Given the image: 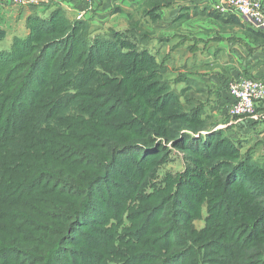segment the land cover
I'll use <instances>...</instances> for the list:
<instances>
[{
  "label": "trees",
  "instance_id": "16d2710c",
  "mask_svg": "<svg viewBox=\"0 0 264 264\" xmlns=\"http://www.w3.org/2000/svg\"><path fill=\"white\" fill-rule=\"evenodd\" d=\"M67 19L31 14L0 50V264H264V161L201 106L173 110L136 23L91 35ZM170 146L187 162L158 184Z\"/></svg>",
  "mask_w": 264,
  "mask_h": 264
},
{
  "label": "crops",
  "instance_id": "0c3cea01",
  "mask_svg": "<svg viewBox=\"0 0 264 264\" xmlns=\"http://www.w3.org/2000/svg\"><path fill=\"white\" fill-rule=\"evenodd\" d=\"M111 1H108L109 4L101 2L104 11L109 13L112 12L110 8H114L117 12L118 9L115 8H119L118 13L121 16H124L121 14L124 13L127 17V14L132 12L129 9L136 7L139 0H116L118 3L116 6L111 5L114 3ZM83 7L82 0H45L38 5H16L11 4L9 0H0V28L4 27L3 25H6V29L8 27V31H5L9 46L13 37L27 34L25 21L29 15L37 14L41 18H46L50 12L59 8L69 18L74 14L76 16V13L80 12ZM209 10H212L210 0L178 1L168 11L163 9L160 19L166 20V27L176 26L178 30L172 28L164 40L157 45L151 43L150 47L158 52L160 47L164 46L162 43L166 41L167 51L165 53L173 63H176L175 66L179 64L178 59L181 58H198L203 65H211L214 62L216 65L214 74L204 68H200L197 72L202 74L198 77L204 82L205 80L209 83L215 82L219 88L221 79L219 80L218 77L226 74L224 70L232 75L229 77L230 80L242 75L264 81V50L258 51L264 49V47L260 48L264 42L256 36V41H254L253 27L245 21L214 15ZM116 12L113 14L115 15ZM92 17L90 21L96 17L98 19L99 16ZM118 30H123V28ZM249 36L253 41H249ZM244 43L247 46L244 47ZM207 76L208 78L205 79ZM187 85L184 83L180 89L186 87L190 89L191 87ZM221 93V96L220 94L215 95L213 100L219 107L229 105L232 100L230 93L226 90ZM214 128L223 129L242 145L244 151L251 149L255 159L262 158L264 161V103L260 102L256 105L254 114L219 123Z\"/></svg>",
  "mask_w": 264,
  "mask_h": 264
},
{
  "label": "rangeland",
  "instance_id": "374dc122",
  "mask_svg": "<svg viewBox=\"0 0 264 264\" xmlns=\"http://www.w3.org/2000/svg\"><path fill=\"white\" fill-rule=\"evenodd\" d=\"M108 1L109 0H102V1L100 0V3H98L97 5L95 4V6L89 10L84 9L83 7V9L80 12L76 13V16L74 14L72 17H69L66 21L72 22V21L79 20V19L87 21L88 23H84V24L85 25L88 24L90 28L83 25L84 29L82 31L86 29L87 30L90 29L91 35L97 32H103L104 30H107L109 28H112V29L129 28L133 25L135 26V23H136V26H138L139 28L141 27L142 32L147 33L149 35L150 40L148 41V48L151 49V51H153L152 48L150 47L151 43L157 45V43L165 39V37L167 36L166 34L170 32L169 30H171L172 28H176V26L172 28L166 27L165 25L166 20L164 18L160 19L162 10L164 9L168 11V9H171V7L174 6L176 2L185 1V0H170L169 1V4L171 3L170 5L164 6L158 10L157 9L149 10L152 5V3H149L150 0H145V1L139 0L137 2L138 5L136 7H133L131 10L129 9V11H132V12H129L130 14H127L128 15L127 17L125 16L124 13H121L124 16H121L118 13L119 8H115V9H118L117 12L114 10V8H110V11L112 12L106 13L104 11V8H102L101 2L109 4ZM261 1L264 6V0H261ZM112 2L114 3L111 5H115V6L118 5L116 0H112L111 3ZM159 2H161V0ZM209 11H211L214 15H216L215 12H213L212 10H209ZM113 12H116V14L114 15ZM95 15L99 16L98 19L96 17V19H92V21H90L91 17ZM3 26L4 27L0 28V50H8L10 48V45L8 46V43H7L8 40H6L7 36H6V31H5V30L8 31V27L6 29V25H3ZM10 29L12 30V27H10ZM177 30L178 29L176 28V31ZM80 31H81V28L78 29V32ZM141 31H138V33H141ZM16 37H20V36H16ZM248 38L250 39L249 41H253L250 36ZM153 39H155L156 41H152ZM253 39L254 41H256L255 36H253ZM262 42H264V39L262 40ZM165 43L166 41L162 43V45L164 46L160 47V51L158 52L153 51V52L156 55L157 61H162L164 65L165 69H163L162 71L163 79L167 81L169 80L168 83H170V85L173 88H175L176 89L175 91L179 94L177 98L178 103L176 102L177 106L173 105L174 111H178L180 109H183V110L189 109V108L192 109L193 107L199 105L203 108V116H202L204 118L203 124L209 125L212 128L215 125L228 121V120L230 122L235 118H245V117L250 116V115H246V116L245 115L244 116L231 115L230 113H228V108H229L228 104L223 107H219L216 101L213 100L215 95L217 96L218 94H220L221 96L222 94L221 92H223L224 90L229 92V88H228L229 81L228 80H230L229 77H231L232 75H230L228 71L224 70L226 74L220 75L218 77L219 80L221 79L220 88L218 85L215 84V82L209 83V82H206V80L204 82L202 78L198 77L201 73L197 71L200 68L201 69L204 68L209 73L214 74V71L216 69L215 63L213 62L211 65L210 64L203 65V63L200 62L201 60L198 58H190V59L181 58L180 60L178 59L179 64L175 66L176 63H173V61L168 58L167 53H165V51H167L166 50L167 44ZM245 46H247L246 43H244V47ZM263 47H264V43L260 46V48H263ZM261 50H264V49H260L258 51H261ZM182 70H184L185 72H183ZM243 77L250 78L249 76H243ZM176 78H178V80H176ZM185 78L187 80H185ZM207 78L208 76L205 77V79ZM182 83L188 84L191 88L190 89L187 88L185 89V91L181 92L180 86L183 85ZM108 89L116 95L117 91L119 90V86L117 85V83L112 82L108 86ZM102 99L103 98L99 97L98 101H101ZM223 109H225V111H223ZM184 155L185 154L182 150L171 147L170 153L167 154L165 159L162 158L163 161L159 162L161 164H159V167L157 169L158 177L154 179L155 182L158 184H161L165 173L177 174L181 172L184 168L185 162H187V160L184 159ZM257 160L262 161V158H258ZM175 186H176L175 183H172V189H174ZM43 195L44 194H41L40 196L43 197ZM128 205L130 207H135L136 205H138V201L136 200V202H128L127 206ZM200 216H201L200 218L199 217L191 218L190 223H191L192 228L195 231H201L205 227V222L203 221V218L205 216L204 210L200 211ZM116 222L118 223L117 220ZM109 225L110 223L107 224V226ZM128 225H129V222L125 221L124 223H120L119 225H116V226L112 225L110 229L124 232L126 227H130V225L129 226Z\"/></svg>",
  "mask_w": 264,
  "mask_h": 264
},
{
  "label": "built area",
  "instance_id": "2783aa9c",
  "mask_svg": "<svg viewBox=\"0 0 264 264\" xmlns=\"http://www.w3.org/2000/svg\"><path fill=\"white\" fill-rule=\"evenodd\" d=\"M16 5H38L45 0H10ZM100 0H82L84 9H91ZM212 10L221 16L235 15L251 27L264 31V6L261 0H210ZM232 100L228 113L236 116L252 115L256 105L264 103V81L234 77L228 82Z\"/></svg>",
  "mask_w": 264,
  "mask_h": 264
}]
</instances>
